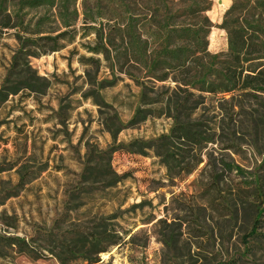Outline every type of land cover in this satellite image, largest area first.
I'll use <instances>...</instances> for the list:
<instances>
[{
	"label": "rangeland",
	"instance_id": "rangeland-1",
	"mask_svg": "<svg viewBox=\"0 0 264 264\" xmlns=\"http://www.w3.org/2000/svg\"><path fill=\"white\" fill-rule=\"evenodd\" d=\"M50 1L0 5V90L15 89L0 95V237L44 246L34 255L0 245V264H264V242H243L253 204L264 206V93L261 104L207 93L190 118L213 141L190 149L172 137L168 148L190 149L202 162L189 173L183 163L166 164L152 147L140 149L170 135L165 102L178 82L172 73L152 78L134 50V40L153 29L144 25L151 3ZM211 1L207 50L215 54L227 50L220 24L232 0ZM15 54L21 63L10 73ZM261 63L264 57L252 64ZM141 82L154 90L147 103ZM224 161L244 173L222 171ZM82 227L117 234L121 243L88 263L89 245L72 254L63 241Z\"/></svg>",
	"mask_w": 264,
	"mask_h": 264
},
{
	"label": "trees",
	"instance_id": "trees-1",
	"mask_svg": "<svg viewBox=\"0 0 264 264\" xmlns=\"http://www.w3.org/2000/svg\"><path fill=\"white\" fill-rule=\"evenodd\" d=\"M6 1L0 0V5ZM148 1L151 3V10L149 9V14L144 16V25L147 23L153 26V29L149 30L148 37L150 42L157 44L158 50L155 55L154 51H148V37L142 39L141 36L140 41L134 40V50L137 51L136 53L140 50V63L144 65L146 72L152 78L163 81L172 73V79L178 82L170 95L166 97L165 102V108L173 118L170 135H161L155 140L140 142V149L144 146L152 147L155 154L160 156L166 164L170 161L177 165L183 163L185 172L189 173L202 162L194 154L189 153L190 149L197 144H202L203 141H213L211 137L203 135L205 131L201 127L202 122L191 121L190 118L196 104L207 93L221 94L222 97L225 94H230V97L237 94L245 100L254 98L261 104L256 98L260 93H264V66L260 68L252 63L253 59L264 57V0H232L220 24V27L226 31L227 50L215 54H210L207 50V36L211 22L206 12L210 10L211 0ZM19 2L30 7H47L51 4L50 0H19ZM257 10L259 12H255ZM7 24L3 25L7 27ZM255 38H259L258 43L254 40ZM20 63L18 54L12 56L9 72L15 73ZM141 83L142 102L147 103L148 91L154 92V90L145 83ZM179 90L181 94L178 93ZM8 92L13 93L15 89L7 88L5 92L1 89L0 95ZM156 95L159 96V94ZM160 96L157 101L162 103L164 95ZM261 105L264 106V104ZM144 112L145 110L140 108V120L146 117ZM172 137L182 138V141L191 145V148L184 150L182 154L168 150L173 146ZM95 157L101 162L106 156L101 152ZM186 158L189 160H185ZM191 159L193 160L190 161ZM223 166L222 171L235 169L238 173H244L243 168L235 163L224 161ZM95 170L104 172L98 167ZM218 176L220 174H211L213 180H217ZM253 176L251 181L257 185L259 174ZM254 189L261 195L258 186ZM260 202L253 204L250 229L245 234L243 242L246 241V237L264 242V232L259 230L264 224V206H261ZM63 237L66 246L72 247L70 253L81 252L85 245H89L95 257L85 258L88 263H96L99 260L96 254L106 251L110 246L120 244L122 239L117 234H108L106 230L87 227L71 229L64 233ZM0 238L1 246L15 247L20 252L38 255L44 248L42 245L31 242L32 238L27 240L17 236Z\"/></svg>",
	"mask_w": 264,
	"mask_h": 264
}]
</instances>
